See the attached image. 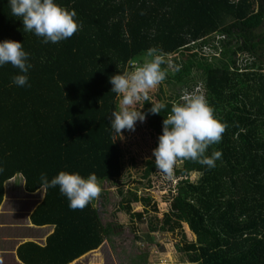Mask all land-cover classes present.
Returning a JSON list of instances; mask_svg holds the SVG:
<instances>
[{
	"label": "trees",
	"instance_id": "16d2710c",
	"mask_svg": "<svg viewBox=\"0 0 264 264\" xmlns=\"http://www.w3.org/2000/svg\"><path fill=\"white\" fill-rule=\"evenodd\" d=\"M58 3L75 11L82 27L66 40L44 44L12 17L8 0H0V41L23 43L32 65L24 87L12 83L18 69L0 67V207L5 184L22 175L27 192L45 189L32 221L56 226L53 238L64 240L65 252L59 263L102 246L113 230L102 224L93 201L73 210L59 186L41 188L40 177L46 174L50 181L67 171L84 177L94 173L98 181L108 182L122 176L124 152L110 128V113L118 102L109 77L131 71L129 63L143 62L154 48L165 55L181 54L183 60L174 59L173 76L166 58L161 66L169 83L189 86L194 70L203 71L206 100L225 126L220 142L205 153H220L214 167L178 160L177 195L165 224L186 223L197 237L180 249L191 264H264V0ZM217 35L225 38L213 61L191 52L194 42L203 41L197 45L201 49ZM239 54L247 55L245 67ZM159 99L168 111L182 101L181 95ZM144 104L147 112L151 104ZM164 115L146 118L157 136ZM155 171V163L149 162L145 177ZM193 173L202 175L197 183L190 179ZM130 196L121 210L142 217L132 214L131 205L149 204L150 199L133 192Z\"/></svg>",
	"mask_w": 264,
	"mask_h": 264
},
{
	"label": "clouds",
	"instance_id": "9594fccd",
	"mask_svg": "<svg viewBox=\"0 0 264 264\" xmlns=\"http://www.w3.org/2000/svg\"><path fill=\"white\" fill-rule=\"evenodd\" d=\"M8 4L12 17L22 21L24 31L43 38L44 44L66 40L82 27L75 11H69L58 0H8ZM146 57L150 59L146 58L134 71H119L109 77L111 92L116 94L118 102L117 108L110 113L114 141L123 139L125 130L135 131L137 122L143 123L149 114L166 112L158 145L152 150L157 171L171 176L181 159L214 167L220 153L214 152L211 156L205 153L210 145L220 142L225 126L216 118L203 95L184 96L170 111L166 104L151 101L149 91L167 75L161 67L165 63V54L153 48L147 51ZM28 61L29 53L24 50L23 43L8 39L0 41V67L11 64L18 69L19 74L12 77L14 85H28L27 74L32 67ZM142 100L151 104L147 112L142 111L144 106L137 107ZM40 179L41 188L59 186L60 193L67 197L73 210L83 209L101 193L94 173L84 177L78 172L60 171L50 181L42 173Z\"/></svg>",
	"mask_w": 264,
	"mask_h": 264
},
{
	"label": "rangeland",
	"instance_id": "374dc122",
	"mask_svg": "<svg viewBox=\"0 0 264 264\" xmlns=\"http://www.w3.org/2000/svg\"><path fill=\"white\" fill-rule=\"evenodd\" d=\"M189 53L186 52L187 55ZM237 58L245 67L243 60L247 55L239 54ZM168 66L167 71L173 76L175 68ZM205 78L203 71L197 69L189 79L192 80L189 86L172 84L165 78L149 91V97L153 102H162L159 98L174 100L179 95L181 100L192 95H203L206 99ZM144 102L140 101L137 107H143ZM158 137L146 119L143 123L137 122L135 131L125 130L123 139L116 140L124 152L123 174L119 179L98 181L101 193L93 200L102 224L111 225L113 230L99 250L98 262L101 264H191L188 254L180 252V249L196 243L197 237L186 223L173 221L172 225L165 224V216L171 213L172 202L177 195L180 179L176 177V169L181 168L182 163H176L171 176H165L156 169L151 177H145L149 162L155 160L152 150L158 145ZM201 176L193 173L190 179L197 183ZM23 179L22 176L16 178L17 182ZM44 192L45 189L39 190L37 197L43 196ZM130 192L139 198L150 199L149 204L138 202L131 205L132 214L141 213L142 217L131 216L121 210V202L131 197ZM24 205L19 208L25 209ZM6 208L14 209V203H8Z\"/></svg>",
	"mask_w": 264,
	"mask_h": 264
},
{
	"label": "crops",
	"instance_id": "0c3cea01",
	"mask_svg": "<svg viewBox=\"0 0 264 264\" xmlns=\"http://www.w3.org/2000/svg\"><path fill=\"white\" fill-rule=\"evenodd\" d=\"M19 176L22 175H17L5 184V197L0 207V264H101L98 255L104 243L99 249L79 258L59 263L65 252L64 240L53 238L56 226L40 227L32 221V215L43 202L45 192L41 197H37L38 191L27 192L25 179L17 182ZM8 203H14L15 208L8 210ZM22 205L26 208L20 209Z\"/></svg>",
	"mask_w": 264,
	"mask_h": 264
},
{
	"label": "built area",
	"instance_id": "2783aa9c",
	"mask_svg": "<svg viewBox=\"0 0 264 264\" xmlns=\"http://www.w3.org/2000/svg\"><path fill=\"white\" fill-rule=\"evenodd\" d=\"M225 37L223 35L219 36L217 35L216 37L214 36L213 38H208L211 40V43H205L201 49L197 48V45L202 43L203 41L199 42H194L191 46H196L195 49H193V52H196L199 54L200 58H207L209 61H213L211 58L212 57H219L221 52H222V45L220 44L221 40L224 39ZM218 48V49H217ZM187 52V51H186ZM219 53V56H217ZM165 58L168 60L169 65H171L173 68H175L174 72L177 70L176 67H174V59L181 60V55L180 54H170V55H165ZM143 62H135L132 61L129 63L128 67L130 68L131 71H134L138 66H140ZM201 91V90H200ZM188 94V93H187Z\"/></svg>",
	"mask_w": 264,
	"mask_h": 264
}]
</instances>
